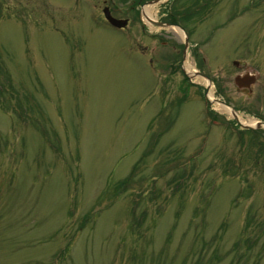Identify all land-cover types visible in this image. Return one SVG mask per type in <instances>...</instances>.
<instances>
[{
  "label": "rangeland",
  "instance_id": "obj_1",
  "mask_svg": "<svg viewBox=\"0 0 264 264\" xmlns=\"http://www.w3.org/2000/svg\"><path fill=\"white\" fill-rule=\"evenodd\" d=\"M205 1L216 3L183 27L212 59L210 75L224 74L214 97L244 119L264 116V0ZM161 2L152 15L174 10ZM132 18L125 31L88 0H0V264H264V149L228 124L202 139L199 84L179 85L173 70L165 96L183 89L182 104L194 103L170 112L177 148H155L165 125L153 119L156 51L143 49ZM234 57L258 72L252 95L233 84ZM69 233L65 258L54 259Z\"/></svg>",
  "mask_w": 264,
  "mask_h": 264
},
{
  "label": "bare ground",
  "instance_id": "obj_2",
  "mask_svg": "<svg viewBox=\"0 0 264 264\" xmlns=\"http://www.w3.org/2000/svg\"><path fill=\"white\" fill-rule=\"evenodd\" d=\"M147 12H148V10H147ZM149 13V12H148ZM176 30L181 34V31L178 29V28H176ZM208 97L209 98H211L212 97V93L210 92V90H209V92H208ZM216 105H218V108H219V110H221L222 112H226V113H231L230 112V109L228 108V107H226L225 105H223L222 103H216ZM241 122H243V120L240 118L239 119ZM245 122V121H244ZM253 122V120H248V121H246L245 123H248V124H251Z\"/></svg>",
  "mask_w": 264,
  "mask_h": 264
}]
</instances>
